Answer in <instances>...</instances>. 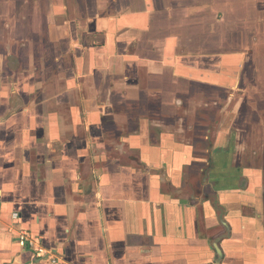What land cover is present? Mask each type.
I'll list each match as a JSON object with an SVG mask.
<instances>
[{"label":"crops","instance_id":"obj_1","mask_svg":"<svg viewBox=\"0 0 264 264\" xmlns=\"http://www.w3.org/2000/svg\"><path fill=\"white\" fill-rule=\"evenodd\" d=\"M0 197V264H264V0H0Z\"/></svg>","mask_w":264,"mask_h":264},{"label":"built area","instance_id":"obj_2","mask_svg":"<svg viewBox=\"0 0 264 264\" xmlns=\"http://www.w3.org/2000/svg\"><path fill=\"white\" fill-rule=\"evenodd\" d=\"M1 205H2V199L0 197V217H1ZM12 218L17 219L18 213H13ZM17 242L19 246L22 248L34 249L39 256L47 255L46 249L43 248L40 244H37V241L32 236H30V234L27 231L19 232L17 236ZM52 264H57V260H52Z\"/></svg>","mask_w":264,"mask_h":264}]
</instances>
